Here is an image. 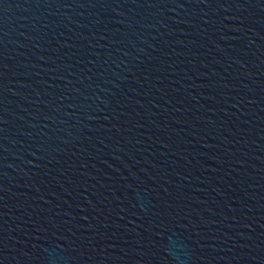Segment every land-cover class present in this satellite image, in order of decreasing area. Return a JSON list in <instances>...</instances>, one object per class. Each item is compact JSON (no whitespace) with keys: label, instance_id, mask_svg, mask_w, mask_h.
Wrapping results in <instances>:
<instances>
[{"label":"water","instance_id":"95a60500","mask_svg":"<svg viewBox=\"0 0 264 264\" xmlns=\"http://www.w3.org/2000/svg\"><path fill=\"white\" fill-rule=\"evenodd\" d=\"M0 264H264V0H0Z\"/></svg>","mask_w":264,"mask_h":264}]
</instances>
